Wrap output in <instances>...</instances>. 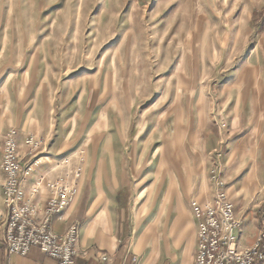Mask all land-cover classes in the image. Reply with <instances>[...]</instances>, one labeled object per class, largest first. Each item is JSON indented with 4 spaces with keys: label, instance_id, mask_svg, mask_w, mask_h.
Here are the masks:
<instances>
[{
    "label": "rangeland",
    "instance_id": "rangeland-1",
    "mask_svg": "<svg viewBox=\"0 0 264 264\" xmlns=\"http://www.w3.org/2000/svg\"><path fill=\"white\" fill-rule=\"evenodd\" d=\"M263 86L264 0H0L2 140L16 129L90 181L122 177L139 213L163 185L225 181Z\"/></svg>",
    "mask_w": 264,
    "mask_h": 264
},
{
    "label": "crops",
    "instance_id": "crops-1",
    "mask_svg": "<svg viewBox=\"0 0 264 264\" xmlns=\"http://www.w3.org/2000/svg\"><path fill=\"white\" fill-rule=\"evenodd\" d=\"M251 92L255 94L251 96ZM257 97L264 106V86L248 92L253 105ZM239 127L229 142L225 181L236 217L242 225L239 247L245 250L253 247L257 237L264 233V120L243 127L239 119L234 120L233 129ZM3 130L0 124V224L6 219ZM20 148L21 154L25 155L24 143ZM53 150L50 142V152L23 184V189L26 196H30L32 189L41 182L33 202L42 211L50 195L48 183L67 178L74 187L75 193L63 220L56 218L51 226L56 233L63 234L70 225H79L76 264H194L198 250V220L192 202L205 205L215 195V187L207 182L196 188L170 183L164 191L163 185L159 192L163 194L162 202L158 204L149 200L139 213L135 202H123L118 198L122 192V177L114 174L113 184L108 179L90 181L86 166L82 171H72L69 159ZM76 173H80L79 178ZM152 225L156 231L154 236L145 238ZM0 264L58 263L38 248H33L25 256L11 254L0 242Z\"/></svg>",
    "mask_w": 264,
    "mask_h": 264
},
{
    "label": "built area",
    "instance_id": "built-area-1",
    "mask_svg": "<svg viewBox=\"0 0 264 264\" xmlns=\"http://www.w3.org/2000/svg\"><path fill=\"white\" fill-rule=\"evenodd\" d=\"M19 134L10 129L3 143L2 170L6 219L0 224V242L11 254L27 255L33 248L57 261L58 264H76L75 256L80 241V228L72 224L58 234L52 229L54 219L63 220L75 189L67 178L48 183L49 198L39 210L33 198L39 193L41 182L26 196L23 184L42 163L43 139L29 136L25 141L27 153L21 154ZM77 178L80 173H76ZM215 195L205 205L192 202L198 220V250L194 264H264V233L253 247H239L241 222L236 217L234 204L227 192L226 181L219 172L212 178Z\"/></svg>",
    "mask_w": 264,
    "mask_h": 264
},
{
    "label": "bare ground",
    "instance_id": "bare-ground-1",
    "mask_svg": "<svg viewBox=\"0 0 264 264\" xmlns=\"http://www.w3.org/2000/svg\"><path fill=\"white\" fill-rule=\"evenodd\" d=\"M147 233V232H146ZM146 237V236H145Z\"/></svg>",
    "mask_w": 264,
    "mask_h": 264
}]
</instances>
